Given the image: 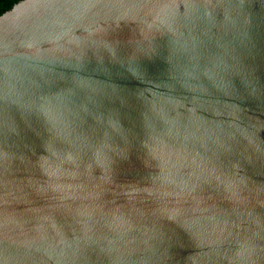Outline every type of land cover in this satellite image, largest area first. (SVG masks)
<instances>
[{
  "label": "water",
  "instance_id": "95a60500",
  "mask_svg": "<svg viewBox=\"0 0 264 264\" xmlns=\"http://www.w3.org/2000/svg\"><path fill=\"white\" fill-rule=\"evenodd\" d=\"M0 264H264V0L0 16Z\"/></svg>",
  "mask_w": 264,
  "mask_h": 264
},
{
  "label": "trees",
  "instance_id": "16d2710c",
  "mask_svg": "<svg viewBox=\"0 0 264 264\" xmlns=\"http://www.w3.org/2000/svg\"><path fill=\"white\" fill-rule=\"evenodd\" d=\"M22 0H0V16L12 11Z\"/></svg>",
  "mask_w": 264,
  "mask_h": 264
}]
</instances>
